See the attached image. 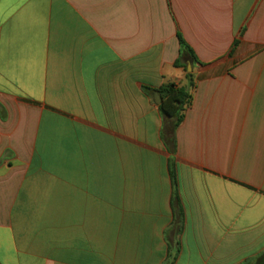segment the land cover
<instances>
[{
    "label": "crops",
    "instance_id": "obj_1",
    "mask_svg": "<svg viewBox=\"0 0 264 264\" xmlns=\"http://www.w3.org/2000/svg\"><path fill=\"white\" fill-rule=\"evenodd\" d=\"M0 264H264V0H0Z\"/></svg>",
    "mask_w": 264,
    "mask_h": 264
},
{
    "label": "trees",
    "instance_id": "obj_2",
    "mask_svg": "<svg viewBox=\"0 0 264 264\" xmlns=\"http://www.w3.org/2000/svg\"><path fill=\"white\" fill-rule=\"evenodd\" d=\"M179 45H180V59L183 56L185 51H188L190 54L191 62H195V58L192 55L191 50L184 44V42L179 37ZM237 45V40L234 41L232 45L233 48ZM230 50V52L232 51ZM179 59L175 62V66H178ZM193 86L191 79L189 80L188 86H179L174 83H168L166 85L161 86L156 90L158 97L160 99V103L158 105V110L162 115L165 125L170 124L171 126H166L162 133V138L167 145L172 141V130H174L181 120L183 119L184 112L190 103L191 95L189 89ZM171 127V130L169 129ZM169 173L172 180V184L175 186V178L173 172V164L170 161L168 163Z\"/></svg>",
    "mask_w": 264,
    "mask_h": 264
},
{
    "label": "water",
    "instance_id": "obj_3",
    "mask_svg": "<svg viewBox=\"0 0 264 264\" xmlns=\"http://www.w3.org/2000/svg\"><path fill=\"white\" fill-rule=\"evenodd\" d=\"M154 102H155V104H156V105H159V103H160V99H159V98H157V99H155V101H154Z\"/></svg>",
    "mask_w": 264,
    "mask_h": 264
}]
</instances>
